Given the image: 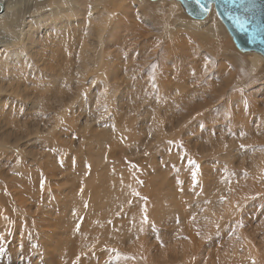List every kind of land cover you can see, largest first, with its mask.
<instances>
[{
	"label": "rangeland",
	"instance_id": "1",
	"mask_svg": "<svg viewBox=\"0 0 264 264\" xmlns=\"http://www.w3.org/2000/svg\"><path fill=\"white\" fill-rule=\"evenodd\" d=\"M4 1L13 3L12 8L25 6L28 10L24 13L26 17L47 8H50L46 10L47 13L58 8L44 20L39 17L32 19V43L22 50L25 53L29 49L37 53L38 57L40 54L52 53L56 48L44 47L55 42L63 30L64 22L60 19L66 9L56 6L61 0ZM145 1L153 10L162 9L169 3V0ZM175 5L180 17L194 21L184 13L179 3ZM116 6L108 10L115 11ZM143 23L139 21V24ZM214 25L216 32L222 36L219 42L226 44L227 48L223 49L244 55L245 52L235 47L224 26ZM128 30H121L115 41L121 43L123 35L130 31L129 40L137 41L135 51L129 54L134 57L131 76H141V79L132 86L142 87L139 84L146 66L157 61L156 54L148 51H155L159 47L153 41L154 32L153 35L134 36L132 27L129 26ZM183 43L188 44V41L181 40L180 48L173 46L163 52L170 66L175 65L174 58L179 56L184 58L180 62L183 70L190 69L175 78V88L179 89L180 94L167 99L114 98L107 92V84L100 81L104 79L94 81L89 73L84 74L81 85L76 86L81 90L78 95L63 100L61 106L55 109L37 113V104H34V109H28L30 102L13 92L15 85L5 84L7 90L0 92V125L8 118L16 122L21 119L26 123L25 127L31 124L32 129L9 133V125L0 128V245L6 248V252L0 255V264H73L82 252L87 255L78 264L264 262V253L259 245L262 234L254 231L262 223L258 232L264 233V178L258 181V185L242 190L239 183L245 179L249 183L247 177L249 179L252 174L251 170L240 168L236 156H233V162L227 163L219 155L212 156L210 152H205L203 140L209 134L190 129L191 102L209 96L214 91L206 85L210 76L216 75L217 81L225 80L219 76V72L228 74L230 69L227 67L228 73L222 69L205 71L203 53L194 51L190 45L185 47ZM191 44L194 46V43ZM114 47L105 48V54H117L121 48ZM182 48H190V54L187 53L190 57ZM147 53L148 56L143 60V55ZM245 57H248L247 54ZM11 59L2 57L0 50L1 75L14 68ZM206 59L207 63L212 61ZM219 59L220 56L215 58ZM261 61L264 65V61ZM17 71L21 74L31 73L25 68H17L14 70L15 75ZM193 74L198 80H193ZM159 80L156 77V81ZM216 80L214 82L217 83ZM191 81H196L195 85L208 90L200 95L189 94L187 87ZM35 83L36 80H31L28 85L33 86ZM68 83L64 85L68 86ZM46 86L49 87V84ZM76 87L66 88L75 91L78 89ZM242 89L245 95L240 96L239 103L245 107L237 115L239 121L236 124L226 125V139L240 135L241 131L248 134L257 131L254 128L243 130L240 122L250 117L254 124V118L260 114V110H264L260 108L264 95V71H261L255 82L251 81ZM251 91L255 92L253 96L256 97L259 110L249 99ZM82 92L86 94L82 95ZM15 107H21L22 110L17 111ZM113 109L119 111L118 115H113ZM184 111L187 113L182 115ZM176 116L182 120L173 125ZM104 131L108 139L102 135ZM229 131L233 134L230 135ZM169 140L176 143L169 145ZM179 142H182V146ZM145 151L148 152L147 156L144 155ZM106 153L107 157L104 158ZM189 157L200 165L196 185L191 183V166L187 163ZM86 164L90 167L86 168ZM242 173L245 174L244 179ZM41 177L44 179L43 190L40 186ZM177 180L182 181V184L178 185ZM134 192L140 195L136 196ZM257 193L262 195L258 196ZM219 194L226 197L227 201H221ZM215 199L219 200L215 209H222H218L219 215L212 212ZM233 201L244 205L241 212L235 208L225 210ZM143 207L147 210V223H142L144 213L140 209ZM79 217L84 219L79 221V231H75ZM198 231L200 235H197ZM205 233L211 239H203ZM244 236L248 244L244 243ZM251 241H259L254 246L258 251L257 258L245 259L242 256L243 247L245 244L253 250Z\"/></svg>",
	"mask_w": 264,
	"mask_h": 264
},
{
	"label": "bare ground",
	"instance_id": "2",
	"mask_svg": "<svg viewBox=\"0 0 264 264\" xmlns=\"http://www.w3.org/2000/svg\"><path fill=\"white\" fill-rule=\"evenodd\" d=\"M161 1L164 0H152V2ZM145 2V0H61V3H56V6H64L66 9V11L61 14L62 16L60 19L64 22L63 30L55 42H52L50 45L46 44L44 47L56 49L48 55H46L47 53L40 54L38 57L37 53L29 49H27L25 53L22 51L23 48H26L27 45L32 43V19L34 17H39L44 20L50 14L58 10V8L55 7L54 11H49L50 13H47L46 10L50 9L47 8L46 10L39 11L37 14L26 17L24 13H27L28 10H26L25 6L12 8L13 3L7 4L4 0H0V50H2V57H12L11 65L14 67L11 71L4 70V74H0V92L7 90L5 84L10 86L15 85L16 88L13 91L15 95L23 97L30 102L28 109H34L36 107L39 111L37 113H45L51 108L55 109L61 106L63 100L71 99L78 95L80 87L76 86L81 85L84 74L90 73L94 81L100 78L104 79L100 81L107 84V92H110L109 94L114 98L150 99L154 97H163L167 99L174 94H180L179 89L175 88V78L178 74H181V72L190 71V69L185 68L183 70L181 66L182 63L180 62L184 60V58L179 56L174 58L175 65L170 66L169 59L165 57L163 52L165 50L167 51L169 48H173V46H175V48H180L179 42L181 43V40L183 41L186 39L188 44L186 43V45L183 43L185 47H189L188 45H190V48H194V51L203 53V60H205L204 64H207V66L210 64L207 67V72H215L217 69H222L227 72V70L230 69L229 73L227 72L228 74L219 72V76H223L225 80L217 81L215 78L216 75L210 76L206 85L208 87L211 86L214 91L211 92L209 96L197 98L195 101L191 102L190 129L193 132L197 130L209 134L203 140L205 152H210L212 156L219 155L218 157L224 159L227 163L233 162V156H236V162L239 163L238 165H241L240 168L247 167V169L251 170L252 174L249 176V179L246 176L249 183H246V179L243 181L241 180L239 183L242 190H246L247 187L250 186L254 187L258 185V181H262L264 178V110H260V114L254 118V124L252 120H250V117L240 122L241 126L244 128L243 130L246 128H254L257 130L253 131L252 134L246 132L243 136H231L230 139H226L224 135L226 133H224V131H226L225 128L227 124H236L237 121H239L237 115H240L241 109L245 107L242 105L243 103H239V98L241 95H245V93L238 90L246 87L251 81L255 82L261 71H264V65L261 64V60H263L262 56L256 52H245L244 55H239L229 49L224 50L223 48H227L226 44L219 42L222 36H219L220 32H216V27L214 25L216 24L217 27L222 28L223 24L219 21L221 25L217 21L215 17L217 15H215L216 13L213 7L206 17L203 19L191 18L194 19V21H192L178 15L175 11V4L179 2L176 0H169L167 1L169 2L168 5H165L162 9L158 8L154 10ZM115 5H117L116 10L110 11ZM109 8L110 10H108ZM138 16L140 17L139 19ZM139 21H144V23L141 25ZM129 26L130 28L132 27L134 36H145L154 32V35L152 33V37L154 38L153 41L156 43V46L159 47L156 48L155 51H148V53L154 52L153 54H156L157 61L154 64H156L157 67L153 69L149 65H147L148 67L146 66L143 79L139 84L142 85V87L132 86V84L136 85L139 79H141V76H131V70H134L132 66L134 57L129 56V54L135 51L134 48L138 46L137 41H130L131 38L128 36V33L131 31L123 35L124 39L121 43L115 41V39H118V36H120V31L128 30ZM223 28L225 30V27ZM158 40L161 42L162 46L157 44ZM191 43H194V46ZM113 45L117 46L114 47ZM110 47L121 49L117 54L106 55L104 49ZM190 48L182 49L186 50V54H190ZM158 49H160L159 52ZM148 53L147 55H143V60L148 56ZM124 54H126V58H124ZM246 54L248 57H245ZM187 56L190 57L188 54ZM218 56H220L221 59L215 60ZM206 58H210L212 61L207 63ZM17 68H25L30 70L32 74H21L17 71V75H15L14 70ZM232 70L234 71L232 72ZM246 72L247 75H253L248 77ZM152 77H155V81H153ZM156 77L160 78V80L156 81ZM192 77L193 80H198L195 79L197 78L196 75L193 74ZM31 80H36L35 85H28ZM215 80L217 83L214 82ZM65 81H69L68 86L64 85V83H66ZM191 82V85L187 87L189 94H199L204 90H208L206 87L201 88L202 86L195 85L194 82L196 81ZM47 83L49 87L46 86ZM39 85L41 86L38 87ZM69 86H74L78 89L75 91H73V89L67 90L66 87ZM254 93L255 92L251 91L249 99L252 100L253 105L256 107L255 109L259 110L260 108H264V95L261 97L260 108H258L256 97L253 96ZM34 104H37V106L34 107ZM169 105L172 106V104ZM231 106H233V108H231ZM15 108H18L17 111L22 110L21 107ZM118 113L119 111L113 109L114 116L118 115ZM186 113L187 112L184 111L182 115ZM198 113L201 115H198ZM179 120L182 119L176 116L172 124L177 125L180 122ZM28 123L29 122H27V125ZM201 123L206 125L202 129L200 127ZM7 125H9L7 129H11L9 133L19 132V130L23 129H28V131H30V129H32L31 124L25 127L26 123L22 122L21 119L16 122L8 118L1 123L0 128ZM252 125L253 127H251ZM228 127L229 126H227V128ZM102 135L108 139L106 131H104ZM240 144L247 145V147L241 149L239 147ZM225 145H227V147H225ZM235 149L237 151H235ZM106 157L107 153L104 158ZM237 175L239 176V174ZM244 175L245 174L242 175L243 179L245 178ZM218 203V199L212 202V205H214L212 212H215L217 215L220 213H218L219 208L215 209ZM221 210L222 209H219V211ZM261 226L262 223L258 226V229L254 231H256L255 233L262 234L261 241L258 242L260 249L264 253V233L258 232ZM246 236L243 237L245 244L247 243ZM257 238L258 237H256V239ZM251 242L253 250H250L249 246L247 247V245L245 246L244 244L242 256L245 259L249 257H253L254 259L257 258L256 253L258 251L254 246L258 242ZM254 259L250 261H254ZM259 264H264V262Z\"/></svg>",
	"mask_w": 264,
	"mask_h": 264
},
{
	"label": "water",
	"instance_id": "3",
	"mask_svg": "<svg viewBox=\"0 0 264 264\" xmlns=\"http://www.w3.org/2000/svg\"><path fill=\"white\" fill-rule=\"evenodd\" d=\"M179 2L184 13L194 19H203L206 15L201 14L199 8L192 0H176ZM247 7L249 11L245 12ZM213 9L221 21L235 47L241 52H256L264 60V0H214ZM229 13L238 14L249 19V32L253 28L257 30L254 40L249 39L248 33L239 30Z\"/></svg>",
	"mask_w": 264,
	"mask_h": 264
},
{
	"label": "snow or ice",
	"instance_id": "4",
	"mask_svg": "<svg viewBox=\"0 0 264 264\" xmlns=\"http://www.w3.org/2000/svg\"><path fill=\"white\" fill-rule=\"evenodd\" d=\"M192 3H193L194 5H196V6L199 8V11H200L201 14L207 15V14L211 11V9H212V7H213L214 0H192ZM244 11L247 12V11H249V9H248L247 7H245V8H244ZM139 18H140V17L138 16V19H139ZM229 18H230L231 20H233L234 24L236 25V27H237L239 30H241V31H243V32H245V33H248V35H249V39H250V40H254V39L256 38L257 30H256L255 28H253L252 31L249 32V19H248L247 17L241 16V15H238V14H232V13H229ZM157 44H158V45H161V42L158 40V41H157ZM161 46H162V45H161ZM124 58H126V54H124ZM150 67L153 68V69H155V68L157 67V65L153 63V64L150 65ZM207 67H208L207 64H205V65H204V69H205V71H207ZM152 79H153V81H155V77H152ZM238 91H243V89H239ZM85 94H86V93L82 92V95H85ZM105 110L107 111V107H106V106H105ZM198 115H201V114L198 113ZM61 123H63V121H61ZM205 126H206V125L203 124V123L200 124V127H201V128H204ZM112 127H113V130H115V125H113ZM229 134L231 135V134H233V133H232L231 131H229ZM239 134H240L241 136L245 135V133H244L243 131H241ZM149 135H151V134H149ZM173 143H176V142H175V141H172V140H169V141H168V144H169V145H171V144H173ZM179 143H181V146H182V142H179ZM225 147H227V145H225ZM239 147H240L241 149H243V148L247 147V145L240 144ZM144 155L147 156V155H148V152L145 151V152H144ZM17 162L19 163V160H18ZM161 163H163V161H161ZM187 163H188V165L191 166V169H190L191 183H192V185H196V184H197V176H198V173L200 172V165L197 164V163H196L193 159H191L190 157L187 158ZM85 167H86V168H89L90 165H87V164H86ZM133 167H135V166L133 165ZM174 170H175V169H174ZM86 174H87V173H86ZM138 182L142 183V181H138ZM43 184H44V179H43V177H41V179H40L41 190H43ZM177 184H178V185H179V184H182V181L177 180ZM181 190H182V189H181ZM134 195L139 196L140 193H139V192H134ZM256 195L259 196V195H262V194H261V193H257ZM250 198H251V197H249V199H250ZM145 199H146V198H145ZM226 199H227L226 197H223V196L220 197V200H221V201H225ZM129 203H131V202L129 201ZM85 207H87V203H85ZM243 207H244L243 204H241V203H237V202L233 201V202L231 203V205H230L228 208H226L225 210H227V211H231L233 208H235V210H236L237 212H241V210H242ZM140 210H141L142 213H144V215H143V219H142V223H147V221H148V216H147V214H146V212H147L146 208L143 207V208H141ZM73 214H75V209H73ZM117 215H119V213H117ZM83 219H84L83 217H79V218H78V221H77L76 226H75V231H79V229H80V223H79V221H80V220H83ZM210 222L214 223L215 221H210ZM109 223H111V221H109ZM141 230H143V229H141ZM153 230H155L154 226H153ZM197 235H200V232H199V231L197 232ZM156 238L159 240V236H157ZM183 238H184V239H187V237H183ZM202 238L205 239V240H208V239H211V236H210L209 234L205 233L204 236H203ZM93 247H94V246H93ZM111 251H116V250H115V249H111ZM5 252H6V248H5L3 245H0V255L4 254ZM86 255H87L86 252H82V253L80 254V256H78V257L73 261V264H78L79 260H80L83 256H86Z\"/></svg>",
	"mask_w": 264,
	"mask_h": 264
}]
</instances>
